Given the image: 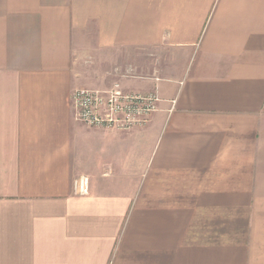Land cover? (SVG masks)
<instances>
[{
  "label": "crops",
  "instance_id": "0c3cea01",
  "mask_svg": "<svg viewBox=\"0 0 264 264\" xmlns=\"http://www.w3.org/2000/svg\"><path fill=\"white\" fill-rule=\"evenodd\" d=\"M0 264H264V0H0Z\"/></svg>",
  "mask_w": 264,
  "mask_h": 264
},
{
  "label": "built area",
  "instance_id": "2783aa9c",
  "mask_svg": "<svg viewBox=\"0 0 264 264\" xmlns=\"http://www.w3.org/2000/svg\"><path fill=\"white\" fill-rule=\"evenodd\" d=\"M77 122L104 130H129L141 127L158 110L157 93L123 91L118 85L108 90L80 88L71 96ZM89 181L81 177L74 182V192L88 193Z\"/></svg>",
  "mask_w": 264,
  "mask_h": 264
},
{
  "label": "rangeland",
  "instance_id": "374dc122",
  "mask_svg": "<svg viewBox=\"0 0 264 264\" xmlns=\"http://www.w3.org/2000/svg\"><path fill=\"white\" fill-rule=\"evenodd\" d=\"M91 87V86H90Z\"/></svg>",
  "mask_w": 264,
  "mask_h": 264
}]
</instances>
